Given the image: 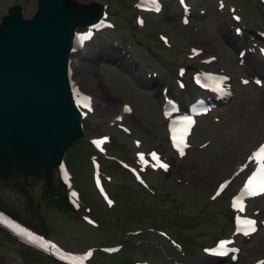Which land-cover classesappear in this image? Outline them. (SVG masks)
<instances>
[{
	"label": "rangeland",
	"instance_id": "obj_1",
	"mask_svg": "<svg viewBox=\"0 0 264 264\" xmlns=\"http://www.w3.org/2000/svg\"><path fill=\"white\" fill-rule=\"evenodd\" d=\"M13 1L0 0V24ZM75 1L87 6L100 2L109 4L116 23L115 29L97 34L72 58L75 82L93 95L95 109V113L84 122L88 130L85 138L66 155L74 186L82 193V209L75 217L57 204L49 205L50 208L44 206L43 182L38 178H11L0 184V200L29 219V212L36 211L39 201L38 213L50 227V237L69 251L80 253L92 247L123 245L114 256L97 252L93 264H197L200 258L208 256L204 248L211 247L220 238L231 239L241 249V254L238 262H232L231 258L217 260L209 257L218 264H254L264 259V197L249 203L247 215L255 217L262 227L256 235L245 240L235 233L229 207L231 197L244 179L242 175L235 177L234 172L264 141V87H257L251 78L256 73L250 76L246 65L239 63L241 49L253 52L254 44L262 42L264 1L223 0L226 8L220 11L217 7L219 0H188L194 15L189 25H183L178 2L169 0L162 14H142L145 26L141 28L136 25L132 6L138 0ZM231 6L242 16L241 24L232 20ZM35 12L32 1L26 8L25 17L31 18ZM220 21L225 22L227 33L219 26ZM238 27L247 40L242 41L245 42L243 45L233 47L229 37L236 36ZM159 34L169 37L171 47L160 40ZM263 45L264 42L259 47ZM192 49H198L202 54L191 58ZM108 54L113 60L102 58ZM253 56L259 62L263 61L258 52ZM116 60L127 67L135 66L146 80L152 76L158 78L159 84L156 88H149L129 70L117 66ZM85 67L90 80H97L101 92L97 93L88 86L81 72L86 70ZM182 67L188 72L183 78L188 85L186 90L178 87L181 80L178 69ZM198 70L230 75L234 97L213 114L200 119L191 138V149L180 157L170 148L167 122L162 117L157 94L162 103V91L168 88L169 97L183 103L188 93L193 102L201 96L191 81ZM244 79L248 82L245 83ZM109 99L116 103L114 109L103 110L101 105ZM125 104H129L135 114L119 122L117 115L122 113ZM131 120L139 125L142 133L150 135L148 145L142 135L135 132ZM125 127L132 133H128ZM102 135L113 138V143L107 145L109 156L101 160L105 176H112L113 183H106L116 201L112 208L103 203L92 182L90 140ZM135 140H141L144 145L137 148ZM150 150L162 152L171 170L167 174L155 170L148 172L146 180L150 188L146 189L137 184L119 163L125 160L135 164L137 152L148 153ZM226 179L232 180L229 190L213 200L217 185ZM22 181H32L33 186L11 187ZM87 208L100 223L98 227L84 221ZM159 231H166L175 244ZM25 245L22 253L14 245L0 240V264L2 261L6 264H60L52 261L47 252L33 249L28 243Z\"/></svg>",
	"mask_w": 264,
	"mask_h": 264
},
{
	"label": "water",
	"instance_id": "obj_2",
	"mask_svg": "<svg viewBox=\"0 0 264 264\" xmlns=\"http://www.w3.org/2000/svg\"><path fill=\"white\" fill-rule=\"evenodd\" d=\"M91 6L94 14L84 21L76 19L66 0H40L32 19L23 17L21 6L2 17L0 184L11 178H38L49 185L66 152L82 137L70 56L76 29L96 25L103 17L102 4ZM18 148L25 153L19 154ZM31 149L47 156L46 169L40 172L38 164L31 172L17 173L15 164L24 168Z\"/></svg>",
	"mask_w": 264,
	"mask_h": 264
},
{
	"label": "bare ground",
	"instance_id": "obj_3",
	"mask_svg": "<svg viewBox=\"0 0 264 264\" xmlns=\"http://www.w3.org/2000/svg\"><path fill=\"white\" fill-rule=\"evenodd\" d=\"M66 3H68V5L70 6V8L73 11L76 19H83V21H84V20L89 19L94 14L95 10L92 6H85V5L78 4V2L75 0H66ZM219 26H221L223 28V31H225L226 33L228 32V30L226 29V26H225V22L220 21ZM241 36L240 37L230 36L229 42H230L231 46L237 47V46L243 45L245 42L242 43V41H246L247 36L246 35H243L242 37ZM79 46L80 45H78V48H79ZM78 51H77V53H78ZM241 51H242V49H241ZM74 57H75V55L72 56L73 59H74ZM78 57H79V55H78ZM252 57L253 56H251L249 54H246V56H245V61H246L245 68L247 69L248 74L252 75L253 73H256V75H259V74L264 75V64H261L256 59H255V63H254L252 60ZM102 58L113 60V57H111L109 54L103 55ZM115 64L117 66H119L121 69L129 70L133 76H136L138 79H140L139 80L140 82H143V84L148 86L149 88H156L160 82V80H158V78H155L153 76L149 80L144 79V77H142V73H140L139 70L135 66L127 67L125 64H123L119 60H116ZM85 68H86V70H82L81 72L83 74V77L86 79L88 86L91 89H96L95 92H97V93L101 92L100 91L101 89L99 87L100 85L98 84L97 80L96 79L90 80V74H89L88 68L87 67H85ZM71 69H72V73H73L72 80L75 82V79H74V61L73 60L71 62ZM90 81H91V83H90ZM76 84L78 85V88H79L78 90H79V93L81 94L80 96L82 97V94L83 93L86 94L87 92L83 90V88L79 85L78 82H76ZM204 93L207 94L206 92H204ZM160 98L161 97H159V95L157 94V100H158L160 106H162V111L164 112V109H165V108L163 109L164 99H162L163 103H161ZM189 103H191L190 102V96L188 94H186L185 98H184V104L187 105ZM115 105H116V103H113L112 99H109V101H107V100L104 101L101 106H102L103 110L109 111V110L114 109ZM89 116H90V114H88V117ZM120 117H122V115H120ZM124 117L129 118V116H124ZM131 123L135 128V132L139 135H142L144 143L146 145H148L151 142L150 135H145L144 133H142V130L138 127L139 125L137 123H135L133 120H131ZM17 152L22 155L25 153V150L18 148ZM27 159H28V163L25 165L24 168L21 167L20 163L15 164V171L17 173L24 174L27 171L31 172L33 169L38 167V164L40 165L38 167L40 169V172H43L46 169L47 156L45 154L31 149L28 153ZM252 161L253 160H250L249 158H245V161L243 163H241L240 166H238V169H236V171H238L244 165L245 162H246L245 164L247 166L252 165V163H253ZM8 164H10L11 166L13 165L12 163H8ZM4 175H5V173H2V176H4ZM248 238H251V237H248ZM197 264H218V263L212 261L209 257L208 258L202 257L197 261Z\"/></svg>",
	"mask_w": 264,
	"mask_h": 264
},
{
	"label": "flooded vegetation",
	"instance_id": "obj_4",
	"mask_svg": "<svg viewBox=\"0 0 264 264\" xmlns=\"http://www.w3.org/2000/svg\"><path fill=\"white\" fill-rule=\"evenodd\" d=\"M32 1L36 5L37 0H14L12 2V4L7 7V9L9 7L13 6L14 4L18 3V2L20 4H22L24 6V8L26 9L28 7V5H30L32 3ZM31 186H33V182L32 181H30V182L22 181L20 183L11 185V187L19 188V189L30 188ZM43 189H44V187H42V191H43ZM44 197H46V196H44ZM0 206L3 207L1 212H3L8 217L14 219L15 221L24 224V221H25V217L24 216H26V215L23 212L19 211L18 209H16L15 207H13L12 205H10L9 203H6V202L0 201ZM4 208L6 210H4ZM38 212H39V201H37V209H36V211H34L33 213L29 212L30 219H31V223L30 224H32L39 231L40 229L43 228V225H42L41 221L39 222V220L42 218V216ZM36 219H38V220H36ZM0 240L4 241L7 244L14 245L17 249H19L22 253H24L23 243L22 242H18L16 240V237L12 236L6 230L1 229V228H0ZM2 262H3V264H6L4 261H2Z\"/></svg>",
	"mask_w": 264,
	"mask_h": 264
},
{
	"label": "snow or ice",
	"instance_id": "obj_5",
	"mask_svg": "<svg viewBox=\"0 0 264 264\" xmlns=\"http://www.w3.org/2000/svg\"><path fill=\"white\" fill-rule=\"evenodd\" d=\"M153 159L158 160V157H156L155 153H152ZM141 159L143 160V156H141ZM250 160H254L257 167L252 172V175L249 176L248 180L245 183L244 192L249 195H256L259 193H264V145H261L259 149L253 153L252 157L249 158ZM162 168H167L166 164H160L159 165ZM223 188V186H222ZM221 188V190H222ZM219 192L217 193V195ZM240 211H243V205L241 203L239 207ZM245 223L249 225H253L254 221H245ZM251 231H254V228L250 229ZM221 249L225 247V243H221L219 246ZM214 255H226V252L224 251H218L213 252ZM260 264H264V261H261Z\"/></svg>",
	"mask_w": 264,
	"mask_h": 264
}]
</instances>
